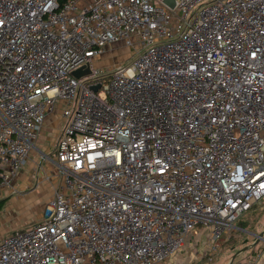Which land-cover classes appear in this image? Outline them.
I'll return each mask as SVG.
<instances>
[{
	"label": "built area",
	"instance_id": "2783aa9c",
	"mask_svg": "<svg viewBox=\"0 0 264 264\" xmlns=\"http://www.w3.org/2000/svg\"><path fill=\"white\" fill-rule=\"evenodd\" d=\"M119 43L128 65L86 74ZM56 114L53 196L0 264L217 252L264 202V0H0V187Z\"/></svg>",
	"mask_w": 264,
	"mask_h": 264
},
{
	"label": "rangeland",
	"instance_id": "374dc122",
	"mask_svg": "<svg viewBox=\"0 0 264 264\" xmlns=\"http://www.w3.org/2000/svg\"><path fill=\"white\" fill-rule=\"evenodd\" d=\"M131 61L130 48L123 43L113 44L107 47L105 53L95 59L86 68V74L91 73L94 67L109 69L114 64L128 65ZM59 124L58 115L52 116L46 122L37 144L51 146L49 139L56 138V129ZM43 146V147H44ZM54 154V153H52ZM14 184L8 187H0V238L6 237L12 231L22 228L33 221H37L44 210L43 203L35 204L30 197L18 200L12 196L21 195ZM11 194V195H10ZM10 195V196H8ZM29 196V195H28ZM36 200V197H35ZM40 202V201H39ZM237 226L233 236L222 243L221 248L215 253L206 252V239L191 241L182 252L172 258L184 253L187 257L184 264H229L232 257L239 251L245 249L232 264H253L259 249L264 250V202L254 209L244 213L235 224ZM260 238L258 235H262ZM195 244V245H193ZM172 258L165 263L168 264Z\"/></svg>",
	"mask_w": 264,
	"mask_h": 264
},
{
	"label": "crops",
	"instance_id": "0c3cea01",
	"mask_svg": "<svg viewBox=\"0 0 264 264\" xmlns=\"http://www.w3.org/2000/svg\"><path fill=\"white\" fill-rule=\"evenodd\" d=\"M115 65L116 64H114V66ZM49 140L51 141V146H44V144L40 146L39 144H36V148L31 152L26 165L23 167L22 171L13 182L14 187L18 191L21 190V195L12 196L10 194L11 197H15L18 200H20L21 198L30 197L32 202H34L35 204L43 203L44 206L52 198L53 188L52 185L46 180L47 175L45 172L47 170V167L49 166L42 157V152H53L54 138L53 140L52 138ZM192 240L194 241V237L191 236L187 241L185 248H188L187 245L190 244ZM185 256L186 255L184 253H180L178 256L172 258V260L168 264H184L185 259L187 258Z\"/></svg>",
	"mask_w": 264,
	"mask_h": 264
},
{
	"label": "water",
	"instance_id": "95a60500",
	"mask_svg": "<svg viewBox=\"0 0 264 264\" xmlns=\"http://www.w3.org/2000/svg\"><path fill=\"white\" fill-rule=\"evenodd\" d=\"M75 75H76L78 78H80V77H81V72H76ZM98 88H99V87H93V90H94V91H97ZM258 236H260V238H261V237H263V234H262V235H258ZM243 251H245V249H243V250H239V251L236 253V255L234 256V258H232V260H231V262H230L229 264H232V262L237 258V256H239Z\"/></svg>",
	"mask_w": 264,
	"mask_h": 264
},
{
	"label": "trees",
	"instance_id": "16d2710c",
	"mask_svg": "<svg viewBox=\"0 0 264 264\" xmlns=\"http://www.w3.org/2000/svg\"><path fill=\"white\" fill-rule=\"evenodd\" d=\"M4 201H5V199H4V200H1L0 203H2V202H4ZM0 205H1V204H0Z\"/></svg>",
	"mask_w": 264,
	"mask_h": 264
},
{
	"label": "bare ground",
	"instance_id": "6f19581e",
	"mask_svg": "<svg viewBox=\"0 0 264 264\" xmlns=\"http://www.w3.org/2000/svg\"><path fill=\"white\" fill-rule=\"evenodd\" d=\"M235 255H236V254H235ZM235 255H234V256H235ZM234 256H233L232 258H234Z\"/></svg>",
	"mask_w": 264,
	"mask_h": 264
}]
</instances>
